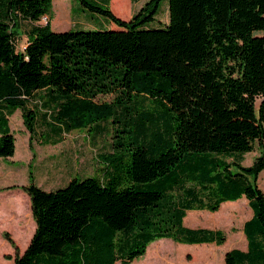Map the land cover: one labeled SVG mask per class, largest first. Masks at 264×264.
<instances>
[{"label": "trees", "instance_id": "trees-1", "mask_svg": "<svg viewBox=\"0 0 264 264\" xmlns=\"http://www.w3.org/2000/svg\"><path fill=\"white\" fill-rule=\"evenodd\" d=\"M78 1L115 27L56 31L53 0H0V102L22 110L31 140L115 133L101 155L102 176L47 191L30 174L24 189L37 227L22 254L5 232L15 248L6 258L131 264L164 238L222 244L223 231L190 228L184 218L246 196L254 210L244 228L249 250H230L226 264H264V152L243 165L257 144L264 148V0H168L160 28L148 23L164 0H146L128 20L111 0ZM127 4L117 0L113 9L126 17ZM42 89L47 94L36 96ZM145 100L164 111L141 109ZM43 109L50 132L40 135ZM15 150V136L1 133L0 157Z\"/></svg>", "mask_w": 264, "mask_h": 264}, {"label": "crops", "instance_id": "crops-1", "mask_svg": "<svg viewBox=\"0 0 264 264\" xmlns=\"http://www.w3.org/2000/svg\"><path fill=\"white\" fill-rule=\"evenodd\" d=\"M72 23L75 24V21ZM105 24L110 28L115 27L113 22L105 21ZM71 27H73L71 23L68 27L66 24L59 26L62 31L70 30ZM21 39L27 42L25 35L19 38L20 41ZM46 92V89H42L36 92V96L42 97L47 94ZM45 111V109L41 110L39 117L37 133L40 135L50 132L45 126L47 121ZM0 117L5 121L0 126V135L9 131L16 138L15 154L10 157H0V233L10 232L18 242V247L25 241L27 248L37 227L33 218L31 198L24 189L31 182L30 173H33L34 182L47 191L54 189L49 187L62 185L78 178L79 175H85L80 173V159L73 152L68 154L61 148L62 150L60 149L57 154H47L48 148L64 144L66 136L75 130L65 133L57 144L45 143L41 136L31 140V134L25 126L20 108L13 111L11 107L0 102ZM14 122L19 124L24 133L21 149L18 147L17 134L13 128ZM246 155L247 153L244 155L243 165L251 166V162L246 164ZM263 173L264 170L259 174L258 186L264 191V184L260 181ZM200 211L193 210L191 215L188 212L184 218V225L190 226L192 223L193 226L190 227L195 229L223 231L226 236L225 241L222 244L217 242L176 244L164 238L161 242L166 246L165 254L171 258V264H226V254L230 250L239 249L245 252L249 250V239L244 228L245 223L253 218L254 210L246 196L222 202L215 212ZM159 246L162 245L157 244L156 251Z\"/></svg>", "mask_w": 264, "mask_h": 264}, {"label": "rangeland", "instance_id": "rangeland-1", "mask_svg": "<svg viewBox=\"0 0 264 264\" xmlns=\"http://www.w3.org/2000/svg\"><path fill=\"white\" fill-rule=\"evenodd\" d=\"M145 2L146 0H142L141 2L133 4L131 0H128L126 17H121L114 11L113 7L114 5H117V0H111V9L118 17L128 20L133 16L134 13L138 12V10L143 6ZM52 16H53L52 19L53 29L56 31H62L63 29L59 28V26L63 24L65 26L66 24V27H68L70 26V23L73 26L71 28H73V30L75 31L99 29L103 26H105L106 28L108 25L105 24V21H110L108 18L104 16L97 15L93 12L84 9L78 0H53ZM96 16L99 19H97ZM168 18H169V2L168 0H164L161 3V7L157 14L156 20L149 22L148 25L151 28H160L162 27V25H164V23L168 22ZM72 21H75V24H73ZM41 22L46 23L47 20L42 19ZM24 43H26L24 39H21V41L19 40L18 42L19 50L23 48ZM112 99H113L112 95L102 97L103 101L109 102ZM139 106L141 109L147 111H154L158 113L164 111V107L162 105L151 100H145L141 102ZM106 125L108 129L110 128V130L111 127L116 126L112 121L107 122ZM13 128L17 134L16 136H17L18 147L19 149H21L24 133L21 131L19 124L16 122H14ZM93 134H94L93 131H90L89 134L87 130H77V131L75 130V132H73L72 134H68L66 136L64 144L58 145L56 147L48 148L47 154L50 155L57 154L59 151L62 150L61 148L66 150L68 154L73 152V154L78 155L80 159L79 160L80 173L85 175V176L79 175L78 176L79 179H83L89 176H100V175L102 176V168L104 167L105 164L101 161L102 160L101 155L111 150L109 146L115 133L112 131L110 133L104 132L99 134L100 137H96V138L91 137V135ZM262 152H264V148H261L257 144L254 151L247 153L246 164H250V162L251 164H253L255 158H257V156H259ZM229 159L231 160V158ZM260 181L262 184H264V173L261 175ZM68 183L69 182L49 188H54L53 190H56L58 188L65 187L66 185H68ZM188 212L191 215V212H193V210H189ZM197 212H201V211L197 210ZM186 226L190 227L193 225L188 226L186 224ZM5 232L0 233V264H14V261L12 259L6 258L8 255L15 256V248L10 242H8L5 239L4 237ZM11 236L18 246V242L15 240L12 234ZM166 239L168 241H172L173 243L180 244L171 238H166ZM163 240L164 239L152 242L149 245L148 247L149 250H147L146 254L135 259L131 264H171V258H168L167 255L165 254L166 246H164L161 242ZM20 244L21 245H19V249H20V253L22 254L26 250L25 247L26 243L25 241H23ZM157 244L162 245L161 247L159 246L161 249L159 253L160 255H158L156 251ZM116 264H122V263L118 261Z\"/></svg>", "mask_w": 264, "mask_h": 264}, {"label": "built area", "instance_id": "built-area-1", "mask_svg": "<svg viewBox=\"0 0 264 264\" xmlns=\"http://www.w3.org/2000/svg\"><path fill=\"white\" fill-rule=\"evenodd\" d=\"M43 19H44V20H47V17H44Z\"/></svg>", "mask_w": 264, "mask_h": 264}]
</instances>
